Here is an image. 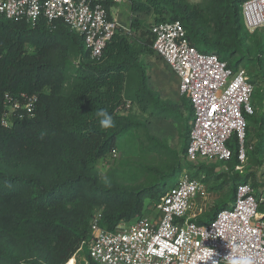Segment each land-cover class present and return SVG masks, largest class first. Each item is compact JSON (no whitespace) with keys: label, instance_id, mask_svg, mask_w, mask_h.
Instances as JSON below:
<instances>
[{"label":"trees","instance_id":"obj_1","mask_svg":"<svg viewBox=\"0 0 264 264\" xmlns=\"http://www.w3.org/2000/svg\"><path fill=\"white\" fill-rule=\"evenodd\" d=\"M127 5L125 25L132 31L140 30L139 47H133L127 36L115 34L96 60L90 58L82 38L61 21L39 19L29 25L0 15V264H73L72 256L90 237L92 201L103 207L101 227L113 231L120 223L130 224L144 215L143 201L150 198L157 203L167 189L163 181L185 171L182 166L172 168V173L164 175L151 191L97 188L94 178L85 172L115 152L118 139L132 129H142L143 124L125 111L116 113L125 98L133 99L142 113L150 111L151 116H173L182 121L186 134L182 154L186 157L191 105L181 96L186 118L167 108L156 93L147 89L138 61L141 54L153 53V24L178 20L197 51L217 55L234 70L243 62L255 67L257 75L250 81L254 86L255 81L260 82L259 98H264V53L259 51L257 39L250 43L242 22L241 0H128ZM112 6L107 4V10ZM143 13L154 17L149 27L136 18ZM53 50L59 52L66 79H56V65L50 56ZM73 57L78 59L77 65L70 61ZM131 80L135 82L130 88ZM69 81L67 92L59 94L62 84ZM21 95L37 96L33 115H12L10 125L4 127L1 117L5 96L20 100ZM100 108L113 116L115 127L99 126L94 112ZM249 119L252 121L250 116ZM256 122V152L264 154V111ZM231 143L228 147L234 170L239 165V143L236 139ZM46 151H51L57 160L51 166L52 177L44 184L27 170ZM214 169L210 167L208 174L212 175ZM197 175L198 171L191 177L198 178ZM228 180L232 182L229 197L233 202L236 186L246 183L247 177L234 175ZM227 183L224 180L221 186ZM227 206V202L221 204L207 218H197L196 223L210 221ZM16 245L23 249V256L14 255ZM80 251L87 257L84 247Z\"/></svg>","mask_w":264,"mask_h":264},{"label":"built area","instance_id":"obj_2","mask_svg":"<svg viewBox=\"0 0 264 264\" xmlns=\"http://www.w3.org/2000/svg\"><path fill=\"white\" fill-rule=\"evenodd\" d=\"M122 0H0V15L13 22L34 25L39 19L61 21L82 38L91 59H99L107 42L115 35L130 37L132 30L122 25L106 5ZM112 6V7H113ZM241 15L248 32L264 30V0H241ZM153 53L178 80L179 94L192 108L186 159L190 162L231 159L232 139L239 143L237 159L245 161L243 142L246 116L253 115L254 85L246 71L230 68L215 54L197 51L176 20L153 24L150 29ZM37 96L21 95L20 100L5 96L1 117L4 127L12 115L32 116ZM127 102L116 109L121 114ZM111 157L115 154L110 153ZM239 165L235 167L238 170ZM206 199L204 185L182 172L154 204L151 215H142L130 224L120 223L113 231L101 227V213L89 223L90 237L83 242L88 259L97 264H228L231 253L252 257L253 264H264V202L251 184L236 186L231 205L216 212L204 223H196L201 207L193 202Z\"/></svg>","mask_w":264,"mask_h":264},{"label":"rangeland","instance_id":"obj_3","mask_svg":"<svg viewBox=\"0 0 264 264\" xmlns=\"http://www.w3.org/2000/svg\"><path fill=\"white\" fill-rule=\"evenodd\" d=\"M127 1L122 0L112 10L113 16L122 25L128 21ZM187 1L189 3L200 2V0ZM136 18L143 22L144 27H149L154 23V17L151 13L139 14ZM165 18H168V15ZM139 31H132L130 37H128L130 44L135 48L139 47ZM247 33L251 37L250 43L257 39L259 41L258 49L264 53V30L247 31ZM50 56L56 65V79H66L67 73L59 52L53 50ZM70 61L75 65L78 64L77 58L73 57ZM138 61L146 76L147 89L152 93H156L159 101L164 103L167 108L181 113L186 118L188 114L184 109L183 100L178 91V80L170 68L156 57L154 53L151 55L141 54ZM239 67L246 71L249 80H251L252 76L257 75V71L252 65H247L243 62ZM70 81L62 84V87L58 90L59 94L64 95L67 92ZM134 82V80L128 82L130 88L133 87ZM259 83V81H255V93L251 99L253 115L250 118H252V121L249 116L245 117V139L243 142L245 161L239 164L240 168L238 170H233L235 165L233 159L226 162H219L213 159L196 162L188 161L182 154L183 143L186 141V134L182 130L183 122L173 116L163 118L157 115L151 116L149 114L150 111L142 113L133 99L125 98L124 102H127L129 107L124 110V113L143 124L142 129L140 127L138 130L132 129L118 139L117 148L114 152L115 156L111 157V154H108L99 160L93 168L87 169L85 171L86 175L94 178L93 181H95V187L97 188L108 189L116 187L120 190L131 191L147 188L151 191L154 189L153 185L162 181L164 175L172 173V168L182 166L185 169L183 172H187L190 175H194L198 171L197 179L200 180L206 190L204 202H202L201 197H197L193 202L195 209L201 207V213L198 218H207L214 212V209L225 202H227L228 206L231 205L232 202L229 195L232 191V182L228 179H231L234 175L247 177V182L252 185L254 193L257 196L262 194L264 197V154L256 152V130L258 126L256 120H259L260 115L264 111V98H259L261 95L259 94ZM145 132L146 134H144ZM51 151H46L44 156L34 160L30 169L27 170L29 175L40 178L44 184H47L52 177L51 166L57 160ZM210 167H213V169L215 167L212 175L208 174ZM179 174L177 172L169 181H163L166 183L167 188L172 186L173 182L178 179ZM218 175L222 176L216 178ZM203 177L207 180L203 179L201 181ZM224 180L229 183L221 186ZM154 204L155 200L150 198L143 201L145 215L153 213ZM89 207L91 211L90 219L97 213H101L103 208L96 201H92ZM258 212L264 213V202L259 206ZM12 251L17 257L24 255L23 249L18 245ZM72 258L74 260L73 264H88V259L83 251L77 252Z\"/></svg>","mask_w":264,"mask_h":264},{"label":"clouds","instance_id":"obj_4","mask_svg":"<svg viewBox=\"0 0 264 264\" xmlns=\"http://www.w3.org/2000/svg\"><path fill=\"white\" fill-rule=\"evenodd\" d=\"M95 117L98 119L99 126L103 129L115 127L113 116L105 108L95 110ZM43 134H41L42 138ZM228 264H253V259L247 255H241L235 258L231 257V253L225 257Z\"/></svg>","mask_w":264,"mask_h":264},{"label":"crops","instance_id":"obj_5","mask_svg":"<svg viewBox=\"0 0 264 264\" xmlns=\"http://www.w3.org/2000/svg\"><path fill=\"white\" fill-rule=\"evenodd\" d=\"M112 9H111V13H112V10L114 9V6L113 7H111ZM111 15H114L113 13L111 14ZM118 20V19H117ZM125 25V24H124Z\"/></svg>","mask_w":264,"mask_h":264}]
</instances>
